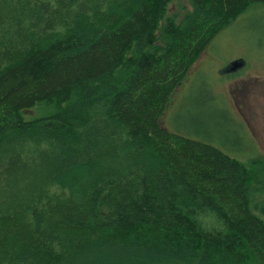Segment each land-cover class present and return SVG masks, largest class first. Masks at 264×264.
I'll use <instances>...</instances> for the list:
<instances>
[{
  "label": "trees",
  "instance_id": "obj_1",
  "mask_svg": "<svg viewBox=\"0 0 264 264\" xmlns=\"http://www.w3.org/2000/svg\"><path fill=\"white\" fill-rule=\"evenodd\" d=\"M170 1L0 0V264H264L253 137L226 153L159 125L264 0H187L179 18Z\"/></svg>",
  "mask_w": 264,
  "mask_h": 264
},
{
  "label": "rangeland",
  "instance_id": "obj_2",
  "mask_svg": "<svg viewBox=\"0 0 264 264\" xmlns=\"http://www.w3.org/2000/svg\"><path fill=\"white\" fill-rule=\"evenodd\" d=\"M188 9L187 0H171L166 15L179 18ZM240 59L243 65L234 73L222 72L227 63ZM159 125L223 151L222 143L251 154L253 137L264 156L263 6H249L211 39L174 89Z\"/></svg>",
  "mask_w": 264,
  "mask_h": 264
},
{
  "label": "water",
  "instance_id": "obj_3",
  "mask_svg": "<svg viewBox=\"0 0 264 264\" xmlns=\"http://www.w3.org/2000/svg\"><path fill=\"white\" fill-rule=\"evenodd\" d=\"M242 65H243V61L241 59L231 61L223 67L222 72L232 73V72L236 71V69L238 67H241Z\"/></svg>",
  "mask_w": 264,
  "mask_h": 264
}]
</instances>
